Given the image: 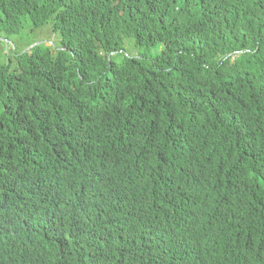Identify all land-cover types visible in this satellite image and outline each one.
Wrapping results in <instances>:
<instances>
[{
	"label": "trees",
	"instance_id": "trees-1",
	"mask_svg": "<svg viewBox=\"0 0 264 264\" xmlns=\"http://www.w3.org/2000/svg\"><path fill=\"white\" fill-rule=\"evenodd\" d=\"M0 33L31 39L0 62V264H264V0H0Z\"/></svg>",
	"mask_w": 264,
	"mask_h": 264
},
{
	"label": "rangeland",
	"instance_id": "rangeland-1",
	"mask_svg": "<svg viewBox=\"0 0 264 264\" xmlns=\"http://www.w3.org/2000/svg\"><path fill=\"white\" fill-rule=\"evenodd\" d=\"M46 28V27H45ZM45 28H42L37 34L35 35H30L31 38H34L33 41H36V45L39 43H45L48 45H52L56 39L54 37L52 40L47 39V30H44ZM31 43V39L28 37V35L24 34L22 36H13L11 40H6L5 36L0 33V62H4L7 60L6 56L7 54H12L13 50L15 49V45L17 44L20 48L25 47ZM30 49V47L28 48Z\"/></svg>",
	"mask_w": 264,
	"mask_h": 264
},
{
	"label": "clouds",
	"instance_id": "clouds-1",
	"mask_svg": "<svg viewBox=\"0 0 264 264\" xmlns=\"http://www.w3.org/2000/svg\"><path fill=\"white\" fill-rule=\"evenodd\" d=\"M248 175L249 174H240V175H237V176H240V177H243L245 179H248ZM160 179H158L157 182L160 181ZM155 183H156L155 180H152L150 182L144 183L143 186L138 188V192L140 191V192L147 193V191L149 190V189H147V187H150V186H153L152 189L149 190L151 193L156 191L158 189L159 183H156V184ZM253 183L258 188H261V186H264V175H263V172L254 173V175H253ZM243 203H244V201L242 202V205H243ZM260 208H261L260 212L264 213V207L260 205ZM175 252H176L177 259H178L182 255L183 250L176 248Z\"/></svg>",
	"mask_w": 264,
	"mask_h": 264
},
{
	"label": "bare ground",
	"instance_id": "bare-ground-1",
	"mask_svg": "<svg viewBox=\"0 0 264 264\" xmlns=\"http://www.w3.org/2000/svg\"><path fill=\"white\" fill-rule=\"evenodd\" d=\"M123 215H124V214H123ZM123 215H122V216H123Z\"/></svg>",
	"mask_w": 264,
	"mask_h": 264
}]
</instances>
